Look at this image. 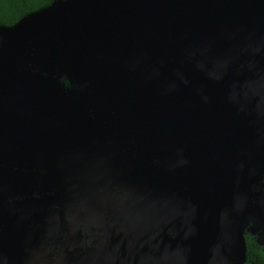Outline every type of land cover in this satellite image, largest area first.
Masks as SVG:
<instances>
[{"label": "water", "instance_id": "1", "mask_svg": "<svg viewBox=\"0 0 264 264\" xmlns=\"http://www.w3.org/2000/svg\"><path fill=\"white\" fill-rule=\"evenodd\" d=\"M246 233L264 253V0L0 26V264H244Z\"/></svg>", "mask_w": 264, "mask_h": 264}, {"label": "trees", "instance_id": "2", "mask_svg": "<svg viewBox=\"0 0 264 264\" xmlns=\"http://www.w3.org/2000/svg\"><path fill=\"white\" fill-rule=\"evenodd\" d=\"M52 0H0V26H11L23 16L47 6ZM68 86L65 79L61 80ZM246 260L244 264H264L262 247L255 243V237L245 234Z\"/></svg>", "mask_w": 264, "mask_h": 264}]
</instances>
